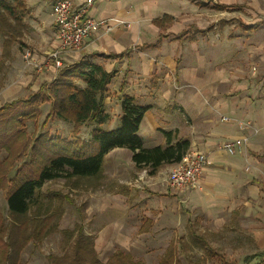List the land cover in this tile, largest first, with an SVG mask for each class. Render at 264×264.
I'll list each match as a JSON object with an SVG mask.
<instances>
[{
	"label": "crops",
	"instance_id": "0c3cea01",
	"mask_svg": "<svg viewBox=\"0 0 264 264\" xmlns=\"http://www.w3.org/2000/svg\"><path fill=\"white\" fill-rule=\"evenodd\" d=\"M74 2L86 4L87 0ZM25 3L23 31L16 40L24 42L31 26L38 30L41 48L47 41L42 40L49 36L48 48L43 53L34 52L35 58L44 63L47 53L60 45L54 14L52 9L44 7L48 0H25ZM221 4L218 6H226ZM88 11L96 18L124 20L125 24L117 25L110 32L101 31L81 50H64L61 54L64 66L93 60L106 70L116 71L105 95L109 113L106 122L85 121L79 124L74 137L89 140L96 126L117 128L123 115L121 94L126 93L137 103L150 105L139 126L145 147L165 146L167 140L162 130L166 129L177 131L178 137L190 140L189 148L196 147L208 155L201 187L180 190L167 180L174 162L165 161L157 172L150 174L149 166L136 165L131 150L115 147L107 152L103 164V175L107 174V163H111L112 171L118 174L114 194L106 191L100 181L89 186L87 198L91 202L85 208L89 220L85 227L89 234L95 235V248L102 259L107 261L114 252L122 250L132 255L137 252L145 264H158L170 244L177 245L178 232L193 223L188 215L190 211L198 208L207 212L209 218H220L222 224L226 221L223 216L232 215L230 194L236 193V185L244 183L248 147L252 148L257 141L252 135L250 144L238 153H229L224 142L248 131L240 127L236 119L250 120L261 128L258 133L264 132V77L258 76L261 73L249 78L242 76L237 69L241 52L220 51L217 3L209 4V0H93ZM30 13L34 17L28 19ZM233 18L246 34L264 28L263 19L247 23L240 17ZM37 19L49 20L50 27L44 24L41 28L32 21ZM255 23L260 24L259 28L245 29ZM0 32L4 35L1 57L3 49L16 40L7 45V36ZM229 36L234 37L232 33ZM64 66L59 68L50 63L42 73L32 70L33 73L25 76L38 90L43 83L57 78ZM18 74L15 72L1 84L7 88L3 102L16 98L12 96L25 80ZM76 81L85 86L83 80ZM49 111L50 108L46 110L47 116ZM224 116L230 120L223 119ZM72 126L74 131L73 122ZM150 253H155V258L146 256ZM178 259L181 262L180 257Z\"/></svg>",
	"mask_w": 264,
	"mask_h": 264
},
{
	"label": "trees",
	"instance_id": "16d2710c",
	"mask_svg": "<svg viewBox=\"0 0 264 264\" xmlns=\"http://www.w3.org/2000/svg\"><path fill=\"white\" fill-rule=\"evenodd\" d=\"M26 12L25 0H0V31L7 36L5 43L22 35ZM259 26L255 23L245 29L254 30ZM115 73L93 60L76 61L61 68L58 77L50 83H43L40 89L0 106V149L7 147L9 153L4 160H0V188L8 190L7 204L11 217L6 225L5 218L0 214V264H19L20 254L29 241L33 240L37 246L57 230L58 221L64 213L61 200L65 195L58 190H50L46 194L42 188L46 181L66 177L76 185L83 177H102L105 155L121 146L132 151L138 167L149 166L151 174L157 172L165 161L180 162L190 147V140L178 137L177 131L166 129L162 130L167 140L165 146L145 147L139 135V126L150 105L139 104L135 98L124 93L121 94L123 115L117 128L96 126L89 140L80 136L71 139L48 134L37 137L32 144L34 159L26 161L13 176L8 175L12 164L7 162L8 159L20 158L28 150L30 139L25 131V119L37 117L44 103L51 102V108L43 125L57 115L73 122L74 132L77 133L79 124L85 121L106 122L109 113L106 111L105 95ZM77 79L83 80L85 86L78 84ZM15 141H19L21 149L12 154L9 145ZM42 197L46 198V202L42 201ZM36 207L39 210L31 213ZM61 231L68 240H72L69 243L71 246L62 254L47 255L48 264H145L122 250L114 252L109 260L102 261L95 248L94 237L84 230L82 222ZM206 249L208 251L209 247ZM253 261L264 264V250L247 255L241 264ZM158 264H180L174 242Z\"/></svg>",
	"mask_w": 264,
	"mask_h": 264
},
{
	"label": "rangeland",
	"instance_id": "374dc122",
	"mask_svg": "<svg viewBox=\"0 0 264 264\" xmlns=\"http://www.w3.org/2000/svg\"><path fill=\"white\" fill-rule=\"evenodd\" d=\"M52 2L54 1L48 0V5L44 7H49L51 11ZM211 3H217L218 8L220 51L224 53L225 51H233L235 49L241 52L237 69L240 70L242 76L249 78V76L261 73L258 76L263 78L264 28L254 33L246 34L241 30L233 17H240L247 23L264 20V0H209V4ZM219 3L226 4V6H218ZM32 17L34 16L30 13L28 19ZM221 18L233 19L223 21ZM32 21L39 24L41 28L44 24L48 26L49 23V20L45 19L44 21L40 19ZM231 33L234 36L233 38L229 36ZM37 34L38 30L31 26L26 32L24 42L16 40L10 42L8 48L3 49L0 57V106L5 103V101L3 102L5 99L4 91L5 89L7 90L1 84L6 79L14 76L15 72L19 73L20 79L25 78V80H22V83L18 85L17 91L12 97H26L32 91H35L36 87L32 86V81H27L28 76L25 75L33 73L31 72L32 70L34 72L37 70L28 66L23 54L27 48L32 49L35 53H43V50L48 48L51 41L49 36H45V39L42 41L45 42L47 40L45 42L46 45L41 48L40 43H38L39 38H37ZM3 38L4 35L0 32V44ZM229 57L231 58L232 56L229 55ZM231 62H237V59H231ZM40 73L42 72L38 74ZM49 108H51V102L48 101L41 106V112L37 117L25 119V131H27L30 139L28 150L20 158L13 157L8 159L7 162L12 163L8 170L9 176H13L17 169L26 163V161L34 159L32 144L37 137L39 138L40 136H44V134H48L52 137L64 136L66 138H74L75 134L72 122L63 118L61 119L57 115L51 117L43 125L47 116L46 110ZM254 136L257 142H255L252 148L248 147L250 154L249 160L245 164L246 179L244 183L240 182L235 186L236 193L230 194L232 215L228 216V218L223 216V221L225 219L226 221L222 224L220 218H209L207 212L198 208L190 211V214L187 213L189 217H192L193 223L190 227L186 224L185 228H182L176 236L178 242L177 256L181 259L180 264H241L246 255L264 250V132L255 134L252 137ZM10 141L11 138L7 143ZM19 141L11 142V145H9L12 154L21 149V147L19 148ZM121 147L128 148L126 146ZM8 154L7 147L2 150L0 149V160H4ZM111 167V163H107L105 167L107 174L99 178L83 177L76 185L66 177L53 178L45 182L42 188L46 194L50 190H58L65 195L64 199L61 200L64 213L58 221L57 230H54L37 246L34 245L33 240L24 246L19 257V264H48L47 255L66 252L71 246L69 243L72 240H68L61 229L73 228L77 223L82 222L84 230L89 233L88 227H85V224L89 221L86 219L85 208L91 202L87 198L89 186L100 181L102 182L101 186H104L106 191L114 194L117 182L115 177L118 174L112 171ZM7 192V189L0 188V214L5 218L6 225L9 224L11 219L7 204ZM42 201L46 202V198L42 197ZM38 210L39 207H36L31 213H35ZM216 220L221 222V224H218ZM91 235L95 238L94 234ZM206 247H209L208 251ZM154 254L150 253L146 256L155 258ZM98 256L102 259L99 253ZM133 256L138 260L141 259V256L137 252ZM102 261L104 260L102 259ZM250 264H256V261Z\"/></svg>",
	"mask_w": 264,
	"mask_h": 264
},
{
	"label": "built area",
	"instance_id": "2783aa9c",
	"mask_svg": "<svg viewBox=\"0 0 264 264\" xmlns=\"http://www.w3.org/2000/svg\"><path fill=\"white\" fill-rule=\"evenodd\" d=\"M93 0H87L86 4H77L74 0H54L52 4V14H54V28L59 48L51 50L46 55V60L41 63L35 58L32 49L27 48L23 57L26 59L28 66L33 67L38 72H42L44 67L50 63H54L56 67L64 66L63 57L64 50H81L89 42V40L101 31L110 32L117 25L125 24L124 20L112 18H96L88 11ZM225 120H230L228 116H224ZM236 123L248 131L237 136L236 139L224 142V147L229 153H238L242 150L252 138L251 136L260 132L255 123L250 120L236 119ZM208 155L200 149L188 148L184 153L180 162L175 163L168 173V183L177 189H194L201 187L200 183L206 164Z\"/></svg>",
	"mask_w": 264,
	"mask_h": 264
}]
</instances>
